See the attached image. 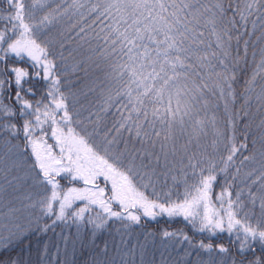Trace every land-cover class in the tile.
Wrapping results in <instances>:
<instances>
[{
    "label": "snow or ice",
    "instance_id": "6c2138e0",
    "mask_svg": "<svg viewBox=\"0 0 264 264\" xmlns=\"http://www.w3.org/2000/svg\"><path fill=\"white\" fill-rule=\"evenodd\" d=\"M0 264H264V0H0Z\"/></svg>",
    "mask_w": 264,
    "mask_h": 264
}]
</instances>
